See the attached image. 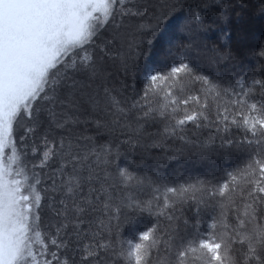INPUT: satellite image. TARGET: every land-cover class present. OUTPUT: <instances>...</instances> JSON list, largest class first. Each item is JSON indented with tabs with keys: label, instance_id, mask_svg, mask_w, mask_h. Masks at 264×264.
I'll return each mask as SVG.
<instances>
[{
	"label": "snow or ice",
	"instance_id": "1",
	"mask_svg": "<svg viewBox=\"0 0 264 264\" xmlns=\"http://www.w3.org/2000/svg\"><path fill=\"white\" fill-rule=\"evenodd\" d=\"M206 8L186 0H0V264H152L154 251L156 264H190L197 253L203 264H264V99L251 98L257 86L264 95V79L224 85L187 58L208 30ZM162 33L177 59L141 63ZM209 53L211 63L232 57ZM204 128V144L187 135ZM98 135L111 139L99 143ZM217 138L248 153L222 184L129 171L138 151L162 169L184 146L203 156ZM175 140L182 146L172 148ZM132 182L147 185L151 199L132 202L124 192ZM189 204L207 227L193 222L186 236L175 222ZM127 210L162 217L167 231L152 227L125 249Z\"/></svg>",
	"mask_w": 264,
	"mask_h": 264
},
{
	"label": "trees",
	"instance_id": "2",
	"mask_svg": "<svg viewBox=\"0 0 264 264\" xmlns=\"http://www.w3.org/2000/svg\"><path fill=\"white\" fill-rule=\"evenodd\" d=\"M192 6L207 5L205 9L204 23L208 30L202 34L200 42L187 51V58L198 65L202 71L212 79L220 81L224 85H236L238 81L250 84L249 77L255 74L257 79H264V59L258 56L262 45H264V0H186ZM221 3L224 5L221 7ZM183 19V13L181 14ZM177 20L174 18L169 22L168 29H172ZM179 37V33L176 34ZM217 48L220 51L230 50L232 57L228 60L217 59L216 63L209 61V50ZM175 52V49H173ZM177 56L170 54L167 47V37L162 33L157 37L155 43L150 48L144 49V61H151L163 64L172 63ZM131 78V77H130ZM137 90L143 87V77L138 71L135 76ZM199 89L198 84L190 85L188 90L196 93ZM254 100L264 99L261 90L257 86ZM209 103H212L210 100ZM158 126H150L149 130L157 131ZM210 130L207 128L198 130L193 135L189 130L187 135L190 139L198 140L204 144L209 139ZM88 134L97 135L94 126L89 125ZM231 138L238 141L242 138V133L233 130ZM110 137L98 135L97 141L105 143ZM172 148L182 146L179 140L169 141ZM185 154L168 163L166 168L158 169L154 159L147 154L139 152L132 157V167L129 171L137 175L155 176L159 170L163 175L175 182L196 181L203 179L210 181L212 185L222 184L229 180L228 173L242 168L248 158V153L236 147L222 146L219 138L213 143L203 156H197L196 151L191 146H184ZM153 155L160 153L159 149L149 150ZM34 159V158H33ZM126 195L131 196L132 202L137 200H147L152 197V190L147 186H138L132 182L131 186L124 189ZM181 219L175 223L181 229L182 234L188 236L192 234V223L195 222L201 231L206 230V223L203 217L196 216L193 207L185 205L182 213H176ZM183 219L189 220L187 228L182 223ZM123 229L121 242L125 249L129 244L139 243L140 235L152 227L158 225V231L163 234L167 231L168 221L162 217L149 216L146 213H134L127 210L122 217ZM162 247V245H161ZM163 255V253H161ZM190 264H203L199 254H192L189 257ZM157 255L155 251L151 257L152 264H156Z\"/></svg>",
	"mask_w": 264,
	"mask_h": 264
}]
</instances>
